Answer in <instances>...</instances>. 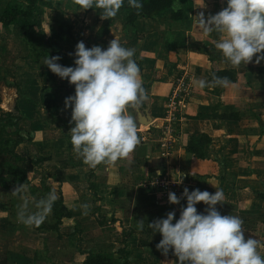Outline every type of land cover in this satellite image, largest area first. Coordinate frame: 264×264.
Here are the masks:
<instances>
[{
    "label": "crops",
    "instance_id": "crops-1",
    "mask_svg": "<svg viewBox=\"0 0 264 264\" xmlns=\"http://www.w3.org/2000/svg\"><path fill=\"white\" fill-rule=\"evenodd\" d=\"M9 1L0 0V14ZM175 6L184 13L182 21L143 18L132 28L90 42L89 48H107L115 38L135 49L142 84L149 87L146 107L139 109L144 112L149 102L153 119L151 126L144 127L136 108H130L140 143L128 157L95 168L85 164L71 144L69 132L74 124L70 123L71 109L64 104L70 84L48 70L45 58L36 62L31 57L23 38L15 34L17 29L6 35L0 24L1 109L16 115L23 135L32 138L16 154L28 161L51 159L42 166H23L29 178L34 177L32 186L16 184L4 189L0 185V264H84L90 252L118 260L119 249L130 252L131 264L176 261L171 252L164 257L157 251L162 237L148 226L171 211L179 219L181 207H186V198L179 205L168 202L162 185L167 180L178 197L185 188L190 192L222 190L225 199L217 205L218 211L239 216L245 238L260 241L258 251L264 256V201L259 197L264 193V61L256 64L253 57L247 65L234 66L215 47L220 34H203L201 13L205 19L215 15L227 6L226 0H176ZM213 68L237 70L238 82L199 88L195 81L211 82ZM183 78L190 79L192 94L177 125L176 143L170 155L164 156V116ZM216 112L237 113L240 120H190ZM200 134L213 139L204 160L186 150L191 137ZM11 139L5 132L0 143ZM9 164L11 156L0 154V168ZM6 179L13 181V174ZM34 186L42 192L49 187L55 200L63 198L71 218H64L55 228L51 211L39 226L25 225L18 214L36 213L38 202L45 199L40 191L34 194ZM206 207L197 205L199 212ZM138 221H144L142 229Z\"/></svg>",
    "mask_w": 264,
    "mask_h": 264
},
{
    "label": "clouds",
    "instance_id": "clouds-1",
    "mask_svg": "<svg viewBox=\"0 0 264 264\" xmlns=\"http://www.w3.org/2000/svg\"><path fill=\"white\" fill-rule=\"evenodd\" d=\"M76 2L85 10L101 9V18L108 20L117 15L125 0ZM127 2L137 10L143 7L141 0ZM226 5L207 19L201 13L199 25L203 34H220L215 47L234 66L247 65L253 57L256 64L264 61V0H226ZM134 56L135 49L114 38L107 48H87L83 41L79 42L74 52V67L61 65L60 56L45 59L44 65L53 74L75 87V94L64 101L65 109H71L70 123L74 124L69 132L71 144L90 167L126 158L140 143L138 126L129 109L140 107L147 95ZM195 83L203 89L227 87L232 82L227 77L213 76L211 82L200 79ZM185 198L186 207H181L179 219L171 211L166 218L148 224L154 234L162 237L156 245L157 251L164 257L171 252L177 258L165 264H264V256L258 251L262 245L257 239L245 238L243 220L218 211L217 205H223L225 199L222 190L190 192L185 188L180 197L168 193L172 205H179ZM55 199V194L49 193L38 202L36 213L25 216L21 211L19 219L25 225L39 226L51 212ZM201 203L207 206L203 212L197 209ZM138 222L142 229L144 221Z\"/></svg>",
    "mask_w": 264,
    "mask_h": 264
},
{
    "label": "trees",
    "instance_id": "trees-1",
    "mask_svg": "<svg viewBox=\"0 0 264 264\" xmlns=\"http://www.w3.org/2000/svg\"><path fill=\"white\" fill-rule=\"evenodd\" d=\"M143 7L139 10L131 9L127 5L125 0L122 10H132L128 15V22L134 25L139 19L142 18H155L165 17L171 21H182L184 19V13L181 9L175 6L176 0H141ZM41 6L50 7V4L46 0H10L4 11L0 14V24H2L6 35H11L14 29L19 28L25 44L30 49V55L32 58L39 62L41 58L47 56H60L58 61L63 66H67L68 63L74 64V52H66V48L61 39L47 38L41 30L38 29L39 16L41 15ZM97 14L100 15L101 9L93 8ZM59 32L65 33L64 25L62 21L58 22ZM68 35L73 38L71 31ZM70 38V39H71ZM72 62V63H71ZM49 70V69H48ZM213 76L227 77L232 83L238 82V71L232 69L220 70L213 68L210 75V81L213 80ZM146 94L149 91V87L143 86ZM66 92L69 96L75 94V87L69 85L66 87ZM2 99L0 96V140L5 132L12 136V141L7 140L0 143V154H6L11 156V161L14 165L9 164V169L14 176V180L10 182L9 179L0 180V185L4 189H10L13 185H28L32 186L34 177L29 178V172H27L23 166L33 165L42 166L44 163L50 161L48 158H40L32 161L23 159L16 154V149L24 142H30L32 138L30 135L25 134L20 129V119L12 113H4L1 109ZM146 107V101L138 108L143 110ZM220 118L224 121L237 122L240 120L239 114L230 115H218L217 112L212 115L199 114L197 117L190 118V120L207 121ZM213 144V139L207 134H200L192 136L190 143L186 146L188 153L194 157L204 160L207 158L206 147ZM98 166V165H97ZM1 179V177H0ZM34 194H37L33 190ZM49 187L43 188L42 194L46 198L49 195ZM259 197L264 201V193H260ZM51 211L53 212V220L55 222V228H58L64 218H71L72 213L65 205L63 198L55 200ZM119 259L116 260L111 255L88 253L84 264H131L130 252L126 249H119Z\"/></svg>",
    "mask_w": 264,
    "mask_h": 264
},
{
    "label": "rangeland",
    "instance_id": "rangeland-1",
    "mask_svg": "<svg viewBox=\"0 0 264 264\" xmlns=\"http://www.w3.org/2000/svg\"><path fill=\"white\" fill-rule=\"evenodd\" d=\"M46 1L50 4V7L41 6L38 29L41 30L47 38H54L57 40L61 39L65 45L66 52L75 50L76 45L81 41H83L85 46L89 48L90 42L94 41L96 38H102L108 33L112 34L114 31L117 32L118 29L134 27L132 23L128 22V15L132 10L126 11L120 9L115 17L107 20L102 19L94 9L85 10L80 7L76 0ZM127 5L130 7L128 2ZM130 8L133 9V7ZM154 17L156 18L158 15ZM59 21H62L64 25L65 33L63 34L59 32ZM70 31L74 36L73 38L68 35ZM21 33V30L17 28V33L15 34L22 37ZM16 37L19 39L18 36ZM19 41L21 40H17V42ZM14 43H16V39H13V44ZM8 44H10L9 41ZM67 65L72 66L74 64L68 63ZM5 160L7 162L9 161L8 158H5ZM13 164L14 163L12 162V165ZM8 168L9 166L7 165L0 168V177L2 179L8 178L9 175L12 174ZM32 190H34L37 194L39 191L42 193L41 188L36 186H34V189Z\"/></svg>",
    "mask_w": 264,
    "mask_h": 264
},
{
    "label": "built area",
    "instance_id": "built-area-1",
    "mask_svg": "<svg viewBox=\"0 0 264 264\" xmlns=\"http://www.w3.org/2000/svg\"><path fill=\"white\" fill-rule=\"evenodd\" d=\"M191 86L190 79H181L169 99L164 116L163 137L161 140V148L164 156L170 155L171 146L176 143L177 125L182 120V114L192 94ZM162 185L165 186V194L168 197V193L173 191V184L170 180H167L165 183L162 182Z\"/></svg>",
    "mask_w": 264,
    "mask_h": 264
},
{
    "label": "water",
    "instance_id": "water-1",
    "mask_svg": "<svg viewBox=\"0 0 264 264\" xmlns=\"http://www.w3.org/2000/svg\"><path fill=\"white\" fill-rule=\"evenodd\" d=\"M149 108H150L149 102L144 112H141L139 108H136L139 117V123L144 127H149L153 124V119L149 115Z\"/></svg>",
    "mask_w": 264,
    "mask_h": 264
}]
</instances>
